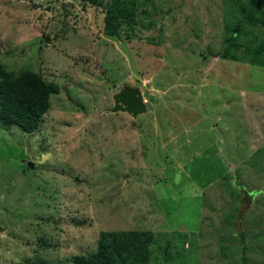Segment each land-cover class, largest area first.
Segmentation results:
<instances>
[{
	"label": "rangeland",
	"instance_id": "374dc122",
	"mask_svg": "<svg viewBox=\"0 0 264 264\" xmlns=\"http://www.w3.org/2000/svg\"><path fill=\"white\" fill-rule=\"evenodd\" d=\"M132 1L112 37L111 0H0V67L59 88L35 132L0 122V264L132 232L149 264H264V68L221 58L252 0ZM257 1L242 46L264 43ZM125 87L145 114L112 113Z\"/></svg>",
	"mask_w": 264,
	"mask_h": 264
},
{
	"label": "trees",
	"instance_id": "16d2710c",
	"mask_svg": "<svg viewBox=\"0 0 264 264\" xmlns=\"http://www.w3.org/2000/svg\"><path fill=\"white\" fill-rule=\"evenodd\" d=\"M80 1L99 6L104 0ZM259 6L257 0L238 4V19L235 26L228 29L229 37L221 54L222 59L233 62L247 60L254 66L264 68V43L242 46L239 42L245 26H258L261 22L255 17ZM135 9L132 0H111L106 10L105 33L118 36L123 21H133ZM58 93V86L46 82L39 73L28 70L13 77L0 67V122L16 125L25 133H33L49 111L51 97ZM108 236L112 240L101 241L95 253L74 257L73 264H149L148 244L151 237L148 234L132 232L120 236L122 239L116 234Z\"/></svg>",
	"mask_w": 264,
	"mask_h": 264
},
{
	"label": "water",
	"instance_id": "95a60500",
	"mask_svg": "<svg viewBox=\"0 0 264 264\" xmlns=\"http://www.w3.org/2000/svg\"><path fill=\"white\" fill-rule=\"evenodd\" d=\"M114 101L112 113L123 112L136 118L147 112L146 103H144L143 96L138 89L125 87L114 96ZM29 166L32 168V164Z\"/></svg>",
	"mask_w": 264,
	"mask_h": 264
}]
</instances>
